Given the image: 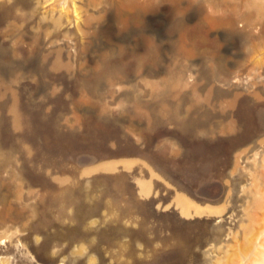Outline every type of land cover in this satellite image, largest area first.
<instances>
[{"label":"rangeland","instance_id":"obj_1","mask_svg":"<svg viewBox=\"0 0 264 264\" xmlns=\"http://www.w3.org/2000/svg\"><path fill=\"white\" fill-rule=\"evenodd\" d=\"M0 264H264V0H0Z\"/></svg>","mask_w":264,"mask_h":264},{"label":"crops","instance_id":"obj_2","mask_svg":"<svg viewBox=\"0 0 264 264\" xmlns=\"http://www.w3.org/2000/svg\"><path fill=\"white\" fill-rule=\"evenodd\" d=\"M139 188L144 193V195H151L153 192L151 182L146 179L141 180ZM169 205H173L182 209L183 213L187 217L194 215L213 214L220 209L214 204L200 203L183 192H179L177 197H175Z\"/></svg>","mask_w":264,"mask_h":264}]
</instances>
